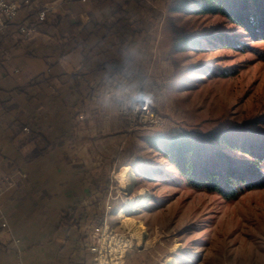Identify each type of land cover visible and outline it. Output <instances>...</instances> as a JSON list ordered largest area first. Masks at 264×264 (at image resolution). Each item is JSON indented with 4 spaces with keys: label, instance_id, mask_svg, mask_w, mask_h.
Instances as JSON below:
<instances>
[{
    "label": "rangeland",
    "instance_id": "rangeland-1",
    "mask_svg": "<svg viewBox=\"0 0 264 264\" xmlns=\"http://www.w3.org/2000/svg\"><path fill=\"white\" fill-rule=\"evenodd\" d=\"M99 2L95 16L112 30L119 48L116 64L123 65L127 58L126 70L136 74L131 80L118 65L102 80L104 96L87 102L98 108L114 106L125 120V126L113 128L109 137L117 147L102 152L103 157L117 158L110 170L109 198L122 199L121 191L128 189L122 200L136 204L143 190L148 200L141 210L125 212L133 223L120 218L114 226L86 230L89 251L113 231L135 238L122 264H264V187L245 189L231 199L191 187L148 140L152 134L183 129L208 132L243 126V130H264V123H257L264 116V39L248 37L244 28L224 15L198 9L175 12L169 7L171 0ZM174 23L201 36L238 34L251 47L243 43L239 48L225 47L202 38L196 49L174 50ZM176 63L185 66L180 75ZM142 104L154 110V122L135 114L136 106ZM106 117L101 121L103 128ZM125 167H144L161 177L137 175L127 188L120 179ZM5 176L9 175H0V181ZM76 214L77 208L72 222ZM17 260L32 263L22 252Z\"/></svg>",
    "mask_w": 264,
    "mask_h": 264
},
{
    "label": "crops",
    "instance_id": "crops-1",
    "mask_svg": "<svg viewBox=\"0 0 264 264\" xmlns=\"http://www.w3.org/2000/svg\"><path fill=\"white\" fill-rule=\"evenodd\" d=\"M15 1L18 17L0 30V175L16 182L0 196V264H17L19 252L36 264H95L85 231L118 224L132 202L109 198L117 158L102 155L117 147L109 137L125 120L114 106L87 102L104 96L102 80L118 65L136 74L127 58L116 64L112 30L95 16L99 0ZM22 24L35 26L31 40ZM71 207L74 224L63 225Z\"/></svg>",
    "mask_w": 264,
    "mask_h": 264
},
{
    "label": "trees",
    "instance_id": "trees-1",
    "mask_svg": "<svg viewBox=\"0 0 264 264\" xmlns=\"http://www.w3.org/2000/svg\"><path fill=\"white\" fill-rule=\"evenodd\" d=\"M169 7L175 12L198 9L199 13L224 15L244 28L248 37L264 39V0H171ZM202 38L211 44L220 42L225 47L239 48L242 43L251 47L240 40L238 34L224 32L216 38L201 36L173 24L174 50L196 49ZM175 66L179 75L185 70V66L178 63ZM258 121L264 123V116ZM241 127L208 132L183 129L172 134H152L148 140L165 154L191 187L231 199L245 189L264 187V130ZM75 211L76 207L63 211V225L73 224Z\"/></svg>",
    "mask_w": 264,
    "mask_h": 264
},
{
    "label": "built area",
    "instance_id": "built-area-1",
    "mask_svg": "<svg viewBox=\"0 0 264 264\" xmlns=\"http://www.w3.org/2000/svg\"><path fill=\"white\" fill-rule=\"evenodd\" d=\"M21 4L15 0H0V30L5 26V22L7 20L13 21L15 20L20 12ZM49 8H43L39 12V18L41 20H45L48 15ZM19 30L25 39L33 38L36 28L35 26L22 24L19 27ZM142 110L140 116H146V119L154 122V110H152L149 106L146 105H138L136 106ZM149 109V110H147ZM153 111L150 113L149 111ZM156 117V116H155ZM0 196L6 191V189H11L15 186V180L10 176H5L0 181ZM130 193L128 189L121 191V198H127V195ZM117 197V196H116ZM115 197H112L114 199ZM142 198L139 199L141 202ZM137 202V203H139ZM133 204L127 203L124 205L125 207H129ZM111 203L108 204V209H111ZM1 211V206H0ZM4 226H7V222L3 223ZM131 237V238H130ZM122 232H113L110 231L105 233L102 241L98 244H93L90 247V251L93 254L94 260L97 264H122L123 258L126 253V249L131 248L134 243V237ZM18 264H36V263H28L24 260L18 262Z\"/></svg>",
    "mask_w": 264,
    "mask_h": 264
},
{
    "label": "bare ground",
    "instance_id": "bare-ground-1",
    "mask_svg": "<svg viewBox=\"0 0 264 264\" xmlns=\"http://www.w3.org/2000/svg\"><path fill=\"white\" fill-rule=\"evenodd\" d=\"M202 46L205 47L207 45H202ZM212 69H214V68H210V70H212ZM147 110H149V109H147ZM141 111L143 112V111H146V110H142V109H140L138 107L135 108V114H139L140 115L141 114ZM149 112L150 113H153L152 110L149 111ZM140 118L142 120H146V116H145V118H143V116L140 117ZM145 173H149V175L152 178H154V179H159V177H161V175H160L159 172H153V171L148 172L145 168H142V169L141 168H139V169L138 168L133 169V168H127V167H125L122 170V172L120 173V179H121V182H123L127 188H130V186H131L130 185V180L132 179V177H135L137 175H142V174H145ZM142 192H144V193H142ZM142 192L141 193L143 194L142 195L143 197H141L142 198L141 202L136 203V204H133V205H131L129 207L122 208L119 211V215H118L119 218H121L124 222H127V224L133 223V220L131 218L127 217L126 214H125V212L128 211V210H131V211H139V210H141L146 205L145 202L148 200V195H147L148 193H147V191H144V190ZM133 226H134V228L136 230L138 229L137 227H135L136 225L133 224Z\"/></svg>",
    "mask_w": 264,
    "mask_h": 264
}]
</instances>
